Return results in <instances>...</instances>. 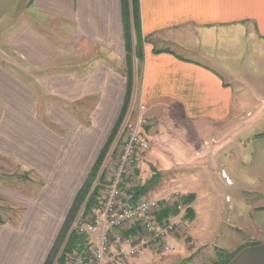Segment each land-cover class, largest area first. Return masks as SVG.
Listing matches in <instances>:
<instances>
[{"label": "crops", "instance_id": "crops-1", "mask_svg": "<svg viewBox=\"0 0 264 264\" xmlns=\"http://www.w3.org/2000/svg\"><path fill=\"white\" fill-rule=\"evenodd\" d=\"M138 2L141 34L152 41L141 60L140 105L163 106L183 131L226 130L236 100L226 77L232 79L231 68L247 48L237 35L248 30L264 40V0ZM123 34L122 0H0V163L46 180L35 197L0 182V200L14 212L4 219L8 209L0 206V264H44L51 253L125 93L126 80L93 52L121 59ZM244 149L246 169L230 179L213 155L209 163L220 170L209 175L215 185L224 180L225 187L253 196L240 207L244 222L235 223L251 239L228 253L233 256L225 264H264V133ZM183 188L195 226L200 195L193 186Z\"/></svg>", "mask_w": 264, "mask_h": 264}, {"label": "rangeland", "instance_id": "rangeland-1", "mask_svg": "<svg viewBox=\"0 0 264 264\" xmlns=\"http://www.w3.org/2000/svg\"><path fill=\"white\" fill-rule=\"evenodd\" d=\"M126 31V35L123 34L124 53L121 59H114L97 49L96 53L93 52L96 60L110 61L116 73L126 80L124 97L113 126L116 128L120 124L116 130L118 131L124 123L127 126L132 125L148 139L150 148L141 162L138 181L140 186H143L154 175L159 176L160 180L148 187L145 197L158 202L167 197L173 199L174 194L185 197L179 190L188 185L193 186L200 195L198 214L201 215L194 226L191 225L185 210L180 212L174 220L177 224L176 232L165 242L169 251L162 250V243L158 246L149 244L131 263L219 264L224 253H230L250 241L252 233L235 223L242 212L240 207L247 201L251 202L253 196L241 195L236 192L235 187H225L224 180L217 185L212 183L209 173L216 174L220 168L216 167L219 164L214 166L209 160L213 155H218L219 161L223 162L222 169L232 179L237 170H244L247 166L248 153L243 150V145L257 134L264 133V40L256 39L248 30L240 32L242 35H237L244 38L247 48L241 64L231 68L234 71L232 79L231 75L226 77L236 95L230 126L221 132L207 130L199 134L181 130L180 120L169 115L163 106L156 104L143 108L140 105L141 60L144 49L152 44V41L136 28L132 16L129 18ZM153 45L158 48L155 42ZM128 74L132 77L129 94ZM99 101V97H96V109ZM218 133H223V139ZM215 135H218L217 139H213L214 143L211 145V137ZM185 149L189 151L188 157L185 156L187 154L184 152ZM185 157L186 161L179 162L180 158ZM7 166L0 163L3 173L0 182L4 183V186L28 191L31 197H35L36 192L45 187L46 180L35 178L32 172H24L10 164ZM228 182L230 183L229 180ZM0 206L8 209V211L4 209V219L13 217L14 212L5 207L7 203L0 200ZM210 206L213 208L211 214L207 213ZM205 217L211 219L208 222L212 224L211 226L206 224ZM239 221L243 223L244 219ZM216 223L218 226H215ZM66 240L59 248L57 256L62 253ZM173 240L177 241V246L172 243Z\"/></svg>", "mask_w": 264, "mask_h": 264}, {"label": "built area", "instance_id": "built-area-1", "mask_svg": "<svg viewBox=\"0 0 264 264\" xmlns=\"http://www.w3.org/2000/svg\"><path fill=\"white\" fill-rule=\"evenodd\" d=\"M149 148L148 139L136 127L121 125L93 183L91 192L98 188L93 206L87 213L82 207L71 224L70 233L84 241L66 256L65 264H127L149 244L162 243V250L169 251L165 242L176 232L177 216L159 221L161 202L138 198L134 192L140 187L135 171ZM172 198L162 202L184 211L182 197Z\"/></svg>", "mask_w": 264, "mask_h": 264}, {"label": "trees", "instance_id": "trees-1", "mask_svg": "<svg viewBox=\"0 0 264 264\" xmlns=\"http://www.w3.org/2000/svg\"><path fill=\"white\" fill-rule=\"evenodd\" d=\"M132 6V7H130ZM134 18L136 23V28L140 31V23H139V2L138 0H122V17H123V27H124V35H126L129 18ZM126 37V36H125ZM126 48H127V42H126ZM132 87V77L127 75V94H129V91ZM120 125V124H119ZM119 125L114 127L111 134L108 137V140L106 142L105 147L103 148L102 152L100 153L98 160L96 161L95 166L93 167L89 177L87 178L84 186L79 191L76 201L74 203L73 208L68 214V217L66 219V222L64 226L62 227L58 238L56 239V242L54 244V247L49 254L48 258L46 259L44 264H65L66 256L73 252L74 250H77L83 243L84 237L78 236L75 233H70V227L71 224L76 217V215L80 212V210L83 207L84 213L89 212L91 207L93 206V202L95 200V197L97 196L98 188L96 190H93L91 192L93 183L95 179L97 178L99 168L101 166L102 161L104 160L107 152L109 151L113 140L117 134V129ZM145 136V135H144ZM139 170L135 171V175H138ZM160 178L157 175H154L146 184L143 186H140L134 190L136 197H143L147 195L148 187L151 184H156L159 182ZM190 196L182 197L181 202L183 206H188L190 204ZM186 215L189 217L191 211L189 209H186ZM179 215V211L177 210V205L174 206H166L164 202H161V209L158 215V220H167L169 218H173ZM0 223H2V219L0 217ZM125 236H128L127 233H125ZM66 240V243L64 245L63 251L60 254V256H57L59 248L62 246L64 240ZM233 254L224 253L222 257V261L219 264H225Z\"/></svg>", "mask_w": 264, "mask_h": 264}]
</instances>
